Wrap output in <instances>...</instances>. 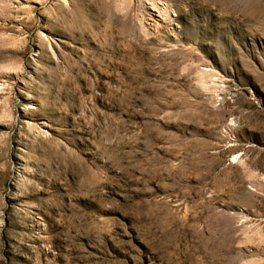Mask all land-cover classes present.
Here are the masks:
<instances>
[{
  "label": "rangeland",
  "instance_id": "rangeland-1",
  "mask_svg": "<svg viewBox=\"0 0 264 264\" xmlns=\"http://www.w3.org/2000/svg\"><path fill=\"white\" fill-rule=\"evenodd\" d=\"M0 264H264V0H0Z\"/></svg>",
  "mask_w": 264,
  "mask_h": 264
}]
</instances>
